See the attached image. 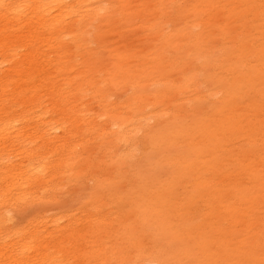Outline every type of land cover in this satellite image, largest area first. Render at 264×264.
<instances>
[{"label": "rangeland", "instance_id": "rangeland-1", "mask_svg": "<svg viewBox=\"0 0 264 264\" xmlns=\"http://www.w3.org/2000/svg\"><path fill=\"white\" fill-rule=\"evenodd\" d=\"M16 1L6 0L8 4ZM200 2L176 0L175 4L171 0L169 5H176L177 10L170 7L171 13L167 16L160 7L164 5V0H93L91 7L99 4L108 11L85 19L82 14L86 13V9L74 14L66 12L58 17V27H51L47 22L52 14H46V11L34 14L26 1L22 2V13L17 17L13 18V13L1 14L0 119L9 118V122L14 124L15 118L26 113L32 119L27 122V128L21 129L24 124L16 123L9 137L0 136V173L18 167L25 169L24 177L29 181V187L22 186L20 191H35L31 198L21 199L2 209L0 223L3 222V226H0V231L4 236V230L20 228L23 232L29 229L34 234L36 247L37 244L49 246L57 243L52 251L71 264H118L125 255L120 258L115 256L120 255L126 244L115 237L112 227L107 224L101 226L97 222L100 216H106L114 208L122 215L118 228L126 237H130V225L134 223L140 226L137 233L149 234L146 232L147 225L139 220L134 193L139 192V201L144 203L140 188L149 189V192L161 190L169 179L189 172L193 166L189 161L175 160L176 149L169 151L161 139L155 140L156 131L164 120L153 116L152 119L157 118L156 122L145 127L150 129L148 134L151 133L147 135L140 165H134L141 180L135 177L136 183L129 184L133 166L131 159L126 167H119L110 161L113 149L120 155L126 143L120 139L114 143L110 141L111 137L103 138L105 131H119L122 124L116 121L112 126L110 119L115 117L106 113L117 110L145 116L149 111L143 115L144 108L132 109L131 101L135 100L138 105V97L145 101L150 93L171 89V85H135L144 83L143 70L147 65L156 74L157 70L151 63L154 50L166 52L169 59L165 57L164 62L169 72L173 64L182 59H187L188 69L201 70L202 62L212 55L216 44L209 42L213 33L223 29L221 21L204 35L200 45L195 43L194 32L201 28L193 32V26H189L186 35L181 37L186 32L183 29L185 18H195L193 7ZM177 14L179 16L174 19L173 15ZM38 20L45 23L42 28H38ZM158 24L166 30H177L169 45L165 41L160 42L159 34L152 33L154 25ZM32 36H35L34 40ZM50 36H53L52 39L48 38ZM187 42L188 45L184 46ZM217 42L221 43V40ZM3 43H6L4 48ZM119 62H128L139 70V74L130 81L127 74H122L119 81L110 82L108 79L112 76L109 71ZM90 69L98 84L83 83L87 81L84 76ZM203 71L209 74L212 67ZM179 75L175 71L168 79L175 81ZM206 84L211 87L209 81ZM45 106L51 110L46 114L47 118L37 117L36 114L41 113ZM210 108L209 102L199 106L201 113ZM55 117L66 121L54 122L52 118ZM47 120L51 121V126H46ZM39 125L43 127L44 135L34 141L30 137L26 139L25 132L28 131L24 129L32 132L34 126ZM17 129L21 130L24 140L13 141ZM31 149L37 151L36 155H28L26 150ZM185 149L187 152L190 150L189 146ZM109 161L115 165L104 166ZM40 164L46 165V170L37 173ZM108 172L116 176L123 173L122 183H116L113 178L110 181ZM2 184L0 179V186ZM150 184L154 188H150ZM129 187L132 194L128 192ZM197 189L204 191V187ZM255 192L256 198L264 201L262 183ZM126 193L129 194L127 201L124 200ZM201 202V199L193 197L189 200L181 228L191 230L189 218ZM153 211L155 217L158 212L155 208ZM249 215L245 210L243 220ZM206 216L204 214L202 218ZM159 241L160 245L170 250L165 239ZM110 245L116 253L109 258L112 254L107 252ZM36 247L30 256L36 254ZM133 250L138 252L137 248ZM14 254L13 250L9 256L7 254L0 259L7 262V258L14 259Z\"/></svg>", "mask_w": 264, "mask_h": 264}, {"label": "bare ground", "instance_id": "bare-ground-1", "mask_svg": "<svg viewBox=\"0 0 264 264\" xmlns=\"http://www.w3.org/2000/svg\"><path fill=\"white\" fill-rule=\"evenodd\" d=\"M23 1L34 14L42 11L52 14L47 21L51 27H58V17L66 12L74 14L86 9V13L82 14L85 19L108 11L99 4L91 7L93 0H17L14 4L0 0V16L13 13V18L17 17L22 13L20 7ZM170 1L164 0V5H160L167 16L171 13L170 7L177 10L176 5H169ZM173 2L176 4V0ZM193 12L195 18H185L183 29L186 32L181 37L186 35L189 26H193V32L201 28L194 32L197 45L202 43L209 30L222 21L223 31L217 29L213 33L209 42L216 44L212 48V55L202 62L201 70L188 69L187 59H182L177 60L169 72L164 62L165 57L169 59L166 52L154 50L151 63L157 70L156 74L147 65L143 70L144 83L135 85H171V89L150 93L145 101L138 97V105L135 100L131 101L132 109L144 108L143 115L149 111L145 116L117 110L106 113L115 117L110 119L112 126L116 121L122 124L119 131H105L103 138L111 137L110 141L114 143L119 139L126 143L120 155L113 149L110 161L119 167H126L131 159L133 166L129 184L135 182V177L141 180L134 165H140L147 135L151 133L148 134L150 129L145 127L151 126L157 118L163 119L164 123L157 129L155 140L161 139L169 151L176 149L175 160L189 161L193 166L189 172L169 179L161 190L149 192V189L140 188L144 203L139 201V192L134 193L139 220L147 225L144 226L149 234L137 233L140 226L134 223L130 225V237H126L118 228L122 215L116 213L114 208L97 219L101 226L107 224L112 227L115 237L126 244L118 256H115L112 245L107 249V252H112L109 258L112 255L116 258L125 255L118 264H264V201L256 198L255 192L261 183L264 186V152H261L264 148V0H201L199 5H194ZM178 16L173 15V18ZM37 24L38 28L45 25L40 20ZM176 32L174 29H164L162 24L154 25L152 31L160 35V42L165 41L168 45ZM34 38L32 36V40ZM5 45L3 43L2 47ZM209 66L212 71L205 74L203 70ZM175 71L180 75L171 82L169 75ZM109 73L112 77L108 80L115 83L122 74H127L130 81L139 74V70L128 62H119ZM84 77L87 81L83 83L98 84L92 69ZM208 81L211 87L206 84ZM204 84L207 86L204 87ZM203 102H209L211 108L201 113L199 106ZM50 111L45 106L36 116L46 119ZM153 116L157 118L154 120ZM30 119L32 117L28 113L15 118L14 124L9 122V118L0 119V136L9 137L16 123L24 124L21 129L27 128ZM52 120L63 119L55 117ZM47 122L46 126L52 125L50 120ZM17 130L13 141L24 140L21 130ZM24 130L28 131L25 132L26 139L30 137L33 141L44 135L41 125L34 126L32 132ZM186 146H189L188 152ZM26 152L34 156L37 151L31 149ZM110 161L105 162L104 166L115 165ZM38 167L37 173L46 170V165L40 164ZM19 168L2 171L3 175L0 173L3 176L0 178L3 182L0 186V218L5 206L35 194V191H20L22 186L29 187V181L24 177L25 169ZM121 174L116 176L108 172V178L122 183L124 175ZM193 180H196L195 183ZM137 183L139 187L140 181ZM197 187H204V191L199 192ZM150 188L154 186L150 184ZM128 192L132 194L130 187ZM128 196V193L124 195L125 201ZM192 197L202 202L189 218V230L180 225ZM154 208L158 212L155 217ZM245 210L250 215L244 221ZM199 211L202 213L198 214ZM204 214L207 216L202 218ZM4 232L6 236L0 231V258L7 254L9 256L13 250L15 254L14 259L7 258V262L0 259V264H71L52 251L57 243L49 246L37 244L36 247L34 234L29 229L22 232L17 228ZM159 239H165L170 250L160 245ZM35 247L36 254L30 256ZM133 248H137L138 252L132 251Z\"/></svg>", "mask_w": 264, "mask_h": 264}]
</instances>
